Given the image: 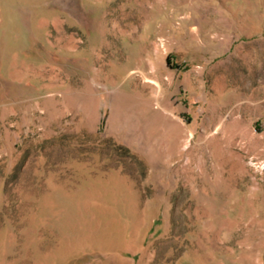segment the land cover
<instances>
[{
    "label": "rangeland",
    "instance_id": "rangeland-1",
    "mask_svg": "<svg viewBox=\"0 0 264 264\" xmlns=\"http://www.w3.org/2000/svg\"><path fill=\"white\" fill-rule=\"evenodd\" d=\"M0 264H264V0H0Z\"/></svg>",
    "mask_w": 264,
    "mask_h": 264
}]
</instances>
